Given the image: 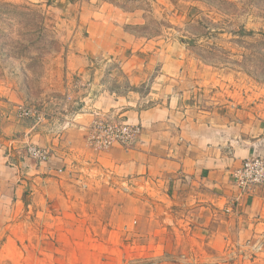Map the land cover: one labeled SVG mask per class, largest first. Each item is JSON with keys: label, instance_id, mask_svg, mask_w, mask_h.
<instances>
[{"label": "rangeland", "instance_id": "obj_1", "mask_svg": "<svg viewBox=\"0 0 264 264\" xmlns=\"http://www.w3.org/2000/svg\"><path fill=\"white\" fill-rule=\"evenodd\" d=\"M102 2L125 11L142 10L145 17L131 32L146 37V54L161 50L167 59L177 57L179 68L193 71L197 80L174 77L165 82L160 61L152 60L146 81L129 86L119 65L134 52L144 54L132 47L67 77L65 55L82 9ZM185 86L182 101L200 109H254L264 115V0H0V100L12 101L6 106L0 102V123L1 110L14 108L11 116L20 119V128L33 132L23 140L21 154L30 163L42 162L28 155L27 144H32L47 150L46 161L58 164L52 213L40 226L55 233L49 245L54 246L53 257L42 264H170L161 261L160 249L145 254L137 246L126 249L119 244L112 251L95 246V232H131L134 237L137 232L191 225L180 220L182 211L167 204L156 188L84 165L82 134L67 122H76L84 109L98 107L92 106L94 101L108 92L119 108L126 107L125 94L129 102L137 94L140 99L146 96L141 106H152ZM15 104L36 114L19 117ZM99 109L85 129V144L92 150L86 134ZM89 232L92 238L85 237ZM138 237L141 234L121 240L137 244L142 240ZM29 259L25 264H34Z\"/></svg>", "mask_w": 264, "mask_h": 264}, {"label": "crops", "instance_id": "obj_2", "mask_svg": "<svg viewBox=\"0 0 264 264\" xmlns=\"http://www.w3.org/2000/svg\"><path fill=\"white\" fill-rule=\"evenodd\" d=\"M143 17L142 10L125 11L103 2L82 9L65 55L67 77L86 70L93 61L132 47L144 54L134 52L119 65L129 86L146 81L152 60L160 61V79L165 82L174 77L180 82L197 80L193 71L179 68L177 57L167 59L161 50L146 54V37L131 32ZM187 88L171 90L152 106H141L147 101L145 95L140 99L137 94L129 102L125 94L126 107L120 108L113 92H108L94 101L92 106L96 103L98 107L82 110L76 122L68 120L82 134L84 165L92 164L122 181L156 188L167 204L182 211L180 220L191 225L189 229L137 232L134 237L131 232H95V246L105 247L102 251H112L119 244L126 249L137 246L145 254L160 249L161 261L170 264H264V188H252L234 201L239 192L232 180L245 158L264 154V115L254 109L232 113L200 109L182 101ZM9 100H0L1 105ZM4 108L0 123V264H25L28 258L34 264L50 263L54 246L49 245L55 233L40 226L52 213L58 164L27 161L21 146L33 132L20 128V119L11 116L14 108ZM95 109L140 125L130 148L115 145L94 151L85 144L86 125ZM91 234L85 237L92 238ZM136 234L142 238L137 244L134 239L121 240L136 238Z\"/></svg>", "mask_w": 264, "mask_h": 264}, {"label": "built area", "instance_id": "obj_3", "mask_svg": "<svg viewBox=\"0 0 264 264\" xmlns=\"http://www.w3.org/2000/svg\"><path fill=\"white\" fill-rule=\"evenodd\" d=\"M16 109L19 117H29L36 114L33 108L25 105H19ZM139 134V125L97 112L88 127L86 141L96 151L105 150L113 145L128 149ZM26 151L29 156L38 161L44 162L48 158L47 150L42 147L27 144ZM232 180L239 192L234 201H238L239 195L250 191L252 188H264V154H252L245 158L242 165L232 173Z\"/></svg>", "mask_w": 264, "mask_h": 264}]
</instances>
